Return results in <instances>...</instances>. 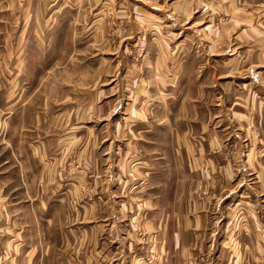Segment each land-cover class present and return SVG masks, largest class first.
<instances>
[{
	"label": "rangeland",
	"instance_id": "obj_1",
	"mask_svg": "<svg viewBox=\"0 0 264 264\" xmlns=\"http://www.w3.org/2000/svg\"><path fill=\"white\" fill-rule=\"evenodd\" d=\"M254 27L264 0H0V264L99 261L73 244L121 235L138 264H264V119L227 90L243 74L226 72L227 33ZM213 39L220 57L196 55ZM203 129L219 135L212 153L198 154ZM163 131L192 147L176 164H203L178 171L171 234L147 225L155 194L136 167L163 174L170 155L151 150ZM77 226L97 229L74 238Z\"/></svg>",
	"mask_w": 264,
	"mask_h": 264
},
{
	"label": "crops",
	"instance_id": "obj_2",
	"mask_svg": "<svg viewBox=\"0 0 264 264\" xmlns=\"http://www.w3.org/2000/svg\"><path fill=\"white\" fill-rule=\"evenodd\" d=\"M213 1V0H212ZM230 32L227 33V38L225 40L226 44H228V50L226 52L228 53L227 58V74H243L242 78H237L239 80L236 81V79H231V86L227 85V90H232V92H243L246 94L244 96V99L242 102H245L247 105L250 106V110H253L255 108L256 115L258 116V121L263 123L264 116L262 115L261 108L264 106V30H262L261 27L258 28H250V33L247 35H232L230 37ZM213 37V36H212ZM186 41V38H184ZM212 43L208 45V53L205 52L201 44L196 42V55H202L204 54L205 57H209L211 59V62H214V60L217 59V57H220L219 55V47L220 40L218 39L215 41L214 39L211 40ZM230 44V45H229ZM200 48V49H199ZM229 49H231L229 51ZM187 50H184V53ZM227 53H224L223 55L226 56ZM222 55V56H223ZM243 59L246 60L243 65H240V62H237V66H235L236 60ZM247 64V65H246ZM232 68V69H231ZM233 102H240V99L237 97H233ZM218 101V100H217ZM226 102H229L228 99V93H227V100ZM231 102V101H230ZM202 102H191L192 106L195 107H202ZM187 102L185 103V105ZM244 118L247 120L249 119L250 113L247 115H243ZM161 135V134H160ZM155 138H159L162 144L161 146H155L151 150L154 151V153H164L165 156H169L168 158H165L162 162L163 167H165V171L163 170V174L161 173L160 176V167L161 164L158 166L160 162H141L140 165L137 163L136 167L140 170H144L146 175L150 176L149 180V191L148 193L152 196V198L146 200V204L148 206V216H149V223L154 230H157L158 228L161 229L162 233L171 234L174 231H172V220L174 219V211H173V203H174V191L176 188V182L179 180V174L178 171H196V169L203 166L202 162H191V163H182V164H176L174 154L179 153L178 155H181L182 149L183 152L188 153V149L192 148L191 146H185L184 148H176L173 147V141L175 137L173 134L162 132V135L159 136L158 134H153ZM189 134L185 132L181 137L183 139H187ZM192 136V134H191ZM180 137V136H179ZM194 140L202 139L205 140L198 146V154L203 153V149H208L210 153H212V147L217 143L219 135L216 134L214 131L210 130H201L198 132L195 136H192ZM207 150V151H208ZM207 153V154H206ZM205 154L208 155V152ZM151 164H153L151 166ZM205 166H208L212 169V163L208 162L205 164ZM162 171V167H161ZM159 173V175H158ZM172 177V178H171ZM173 186V191L170 196H162L165 186ZM146 185V187L148 186ZM159 185L161 189L159 191L155 192V186ZM155 192V193H154ZM154 197V198H153ZM72 200H67L66 204L67 207L70 208L68 204H71ZM150 204L154 205L152 208L150 207ZM160 204V208L159 205ZM157 206L159 210H157ZM154 207V208H153ZM83 211L81 216H83V221L87 218V216H90L92 212V209L89 208L88 210L85 207H80ZM88 212V213H87ZM193 215L191 216L192 220H195L197 222V219H200L202 214L199 215L200 212L193 211ZM182 219L186 220L187 218L181 216ZM4 222V221H3ZM185 223V222H184ZM114 227V226H113ZM113 227H111V231L113 230ZM96 227H86V226H77L69 229L70 236L76 237L81 236L82 238L87 237L86 235L90 232L91 235L93 233V230H96ZM117 230V229H116ZM118 231V230H117ZM91 239V238H90ZM123 235L116 238L115 242L107 245V244H96L83 242L81 243H75V249L78 247L82 248V251H99L100 255L103 257L99 261H94L92 259H79L78 254L69 255L66 259L61 260H52L42 257L41 260H39V263L37 260H34V258H24L22 259V262L19 261V263L23 264H138L137 260L135 259L136 254L140 251L136 244L132 242L123 241ZM159 245V246H158ZM169 244H154L153 249H169ZM74 249V248H73ZM108 251H113L112 259L108 258ZM91 255V253H89ZM86 254L84 255V257ZM88 258V256H87ZM165 263V262H164Z\"/></svg>",
	"mask_w": 264,
	"mask_h": 264
}]
</instances>
